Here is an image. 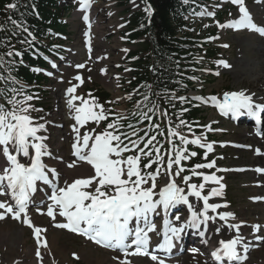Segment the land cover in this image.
Returning <instances> with one entry per match:
<instances>
[{"label":"snow or ice","instance_id":"6c2138e0","mask_svg":"<svg viewBox=\"0 0 264 264\" xmlns=\"http://www.w3.org/2000/svg\"><path fill=\"white\" fill-rule=\"evenodd\" d=\"M188 2L189 0H184V3ZM231 3L239 6V18L225 24L217 22L220 28L250 29L264 35V27L258 26L253 21L244 0H231ZM91 4L92 0H79L80 9L85 13L83 16L85 22L89 21L87 12L91 8ZM16 7L15 3L6 5L7 9ZM145 11L151 15L150 6L145 8ZM195 14L199 16L215 15L214 12L207 11L203 6H201V11ZM11 22L21 31L28 32L27 27L17 21L12 20ZM16 34L13 33V35ZM28 35L32 34L28 32ZM88 35L86 32L85 36L88 37ZM21 43L31 44V41L25 39ZM227 46L224 45V47ZM6 55L18 57L22 53L9 50ZM176 63L178 70L179 62ZM217 63L228 67L225 61ZM5 64L10 70L14 67L15 60L6 61L4 55L0 54V66ZM76 67L84 68L85 65L78 64ZM37 70L39 71V69ZM102 71L104 70L102 69ZM48 75H52V73L49 72ZM75 79L83 83L81 76L77 75ZM0 80L5 81L6 84L19 85V87L14 86L10 89H0V97H3L9 106L6 107L5 103H0V157L4 160V164L0 165V196L9 197L8 200H0V220L11 215L13 219L22 220L24 224L33 228V234L38 244L36 250L38 260H43L40 247L47 248V241L41 235L46 229L34 225L28 215L30 196L36 191L38 181L51 186L49 199L52 203L48 205L46 214L53 220L57 215L64 218V222L56 223L55 226L82 234L98 245L120 250L125 259L120 260L119 257H116L119 264H130V261L127 260L129 255L148 256L156 264H166L164 258L156 255V250L171 252L174 247L173 241L180 239L185 227L198 229L203 225L206 229L209 221L214 222L217 216L229 230L234 229L236 235L227 240H219V246L211 252V256L221 264L225 259L229 264L247 259L249 245L244 243V237L240 235L243 222L228 223L229 218L234 219V214L227 211L219 212L216 216L209 215V210L215 213L217 209L227 207L226 204L209 203L212 197L223 195L224 185L220 183L222 178L215 173L205 174L197 169H212L216 166V161L195 164L191 169H186L182 161L196 157L197 152H189L186 147H177L175 138L179 139L181 145L193 144L204 149V159H207L208 154L213 152V143L206 142L203 135L195 136L193 134V138L188 139L171 127L169 119L165 139L171 147L166 151V154L162 155L163 145L160 144L157 147L159 144L157 136L150 135V132L160 129L159 124L152 123L153 117L157 114L160 117H168L169 113L167 109H161L160 105L155 102L151 107H148L149 95H143V100L138 102V106L142 104L143 108H147V111L142 110L137 113L141 122H149L147 128L135 129L131 133L121 132L119 121L124 118L122 116L108 123L103 131L94 135L87 132L81 134L79 127L73 126L77 134V142L73 145L74 155L80 161L90 165L94 172L90 176L76 178L71 183L65 180L64 186L60 187L57 183L59 173L55 169H48L42 161V157L50 155V153L47 151L46 144L43 143L46 137L38 135L42 129H45V124L37 122L31 115V112L42 111L36 109L31 103L37 97L28 94L25 91L26 86L10 73L7 77L0 74ZM76 87L77 85H73L67 89L70 97L67 103L76 112L77 124L83 126L92 121L99 125L101 121L108 120V115L105 114L102 104L97 103L95 99L89 101L74 95ZM147 87L151 88V85H147ZM165 95L168 94L165 93ZM253 96L254 94H246L242 90L225 92L222 98L213 95L206 98L193 97L192 99L200 100L205 104L211 103L218 108L222 115L229 113L234 117L247 115L254 118L259 125L262 114H264V102L257 103ZM177 99L182 103L189 100L185 96L176 97L174 93L168 96L169 102ZM76 100L80 101L79 105L74 104ZM182 111H187V109ZM180 126H187L191 131V126L187 125L184 120H180L176 127ZM128 127L134 128L131 124ZM204 127L209 131L213 130L211 125ZM141 131L144 133L143 136L139 135ZM158 135L164 136V132L159 131ZM257 135L264 136V132L258 128ZM133 136L137 138L132 139ZM141 144L143 147H140ZM255 151L258 155H264L259 148ZM129 152L135 154L125 157L124 154ZM23 158H28V162H22ZM143 160H147V163H143ZM69 167H76V165L73 163ZM185 171L191 172V175H184L182 178L187 192L185 187L178 184L176 180ZM256 171L264 173V168H257ZM161 175L165 177V183L158 189L157 180ZM193 176L202 177L203 182L199 185L190 183ZM209 182L218 184L219 187L211 188L205 195L203 192ZM190 196L203 202L201 209L196 210L189 200ZM181 204L186 205L191 214L185 222L177 226L173 220L169 219L168 214L170 209ZM161 214H163V227L158 229L154 217L161 216ZM180 220L181 217L177 215L175 221ZM253 229L258 232L264 230V226L254 225ZM220 231V227L215 229L216 233H220ZM199 235L203 237L205 232L201 231ZM153 236L162 237V241L158 240L155 249L150 251ZM257 239H261V237H257ZM240 248L243 249V254H241ZM192 251L196 252L198 249H192ZM73 255L75 256V253Z\"/></svg>","mask_w":264,"mask_h":264},{"label":"rangeland","instance_id":"374dc122","mask_svg":"<svg viewBox=\"0 0 264 264\" xmlns=\"http://www.w3.org/2000/svg\"><path fill=\"white\" fill-rule=\"evenodd\" d=\"M115 1L117 0H99L98 3L100 2L99 6H104L106 3H113ZM249 4L253 9H256L257 11H261V13L260 12L258 13L260 16L262 15L263 10L257 4L261 5L263 8L264 0H249ZM131 6L133 10L143 9V5H141V3L137 1L133 2ZM124 9L125 7L121 5V3L119 2L116 5L106 10V12H109L108 13L109 16L107 14V16L105 17L107 20L106 19L104 20H106V23L108 22L112 23V26H113L112 28L106 29L107 38H109L105 42L107 47L113 46L116 42V40L114 42V39H118L120 37L116 33L117 31L123 32L127 30L128 13ZM225 12H229L230 15L234 14V12L230 11L228 8L225 9ZM68 21L70 23L69 29L73 31L72 38H71L72 42L74 43L80 42L79 35L83 29V26H82V23L78 19H75L73 15V11H71L70 16L68 17ZM120 21H121L120 24H122L123 26L119 28L120 27V24H119L118 28H115L116 27L115 25ZM223 36L225 37L224 40L227 43H229V48H226V49L224 48L225 51L224 49L219 50L218 57L227 58L230 64L231 63L234 64V67L229 70H225L224 66L220 64V66L218 65V68L220 69H217L216 59L208 60L212 65L215 64L214 68L217 73H220V77H217V78L211 77L212 79H209V76H215V75H208L207 76L208 80L207 78H202V80H206V82L202 81V84H198V86L203 89V93H205L206 96L216 95L218 97L220 94H223V92H225L226 90L258 89L257 87H255L254 85H251L250 83V81H252L256 76L251 77L250 80H247L245 75H243L238 80L236 78L237 77L236 75H238L240 71H246L248 68L252 67L250 65H247V62H250V63L253 62L256 52L253 50L250 51L249 49H247L246 52L240 51V45H239L240 39L239 38L241 37V35L240 36L237 34L232 35L228 33V34H224ZM99 37L101 38V33ZM247 42L248 41L244 42V44L248 48L251 49L252 47L248 46ZM256 42H257V44H255L256 46L260 44L259 41H256ZM126 48H131V47L126 45ZM118 53H121V52L116 51L115 53H113V55L119 56L117 55ZM121 56H123V53ZM257 64H258V61H257ZM131 73L132 72L129 69L128 71L125 72L126 82L123 83L124 85L125 84L127 85V82H128L127 80L131 78ZM91 76L92 78L90 80L88 79L90 81L88 83V86L92 84L95 88L99 87V84L103 82L101 80L100 75L96 73L95 75L91 74ZM54 84H56V81L53 79L50 82H47L44 87V89L46 90V93L44 96H42L43 102L40 104L44 106L45 108L44 114L48 111H52V109L55 108V103L50 104L54 102L53 100H55L56 96L59 95V92L57 93L54 91ZM262 84L263 82H261V85ZM126 85H125V88H126ZM262 89L264 90V88ZM118 92L119 94H121V90H118ZM112 96H114L113 93H112ZM126 96L130 97L131 93L128 91ZM129 107H130V104L127 107V104L123 102L122 105H119L117 108L126 109ZM203 117H204V120L202 121V123L204 125H211L213 122H217L214 128L217 130L216 134L219 136V143L221 145L220 147L222 148L220 152H223L224 149H227L225 153L226 155L224 156V159H226V165L227 166L246 165V166L251 167L252 166L251 160L255 158L252 151H249V152L237 151L228 146V143H230L231 141H235V142L236 141H239V142L246 141V140L248 141V135L252 134L251 131L244 130V133L241 136L238 135L236 131L232 132L230 129H232L233 125L230 122L225 123L222 120L216 119L217 118L216 114L212 110L205 111L203 113ZM241 127L243 128V126H239L236 128H241ZM205 129L207 128L205 127ZM223 130L225 132L224 134H221V131ZM63 132L64 131H60V130H46V136L48 137V142H49L48 144L54 147V150L56 152L55 154L61 153V152H58L59 150L62 151V146L60 145V143L61 141H65L66 139L65 136H62ZM68 144H69V140H68ZM68 152H69V148L67 145V151H64L65 155H67L66 153ZM61 166L62 165H60V167ZM224 178L226 180V183L229 184V188L227 190V199L231 201L232 207L238 211L240 220H245L242 222H246V223L247 222L254 223L253 219L259 215V212L262 211L261 210L262 207L259 204H254L251 202V200L255 197V194H256V192L253 190V186H254L253 172L248 171L242 174H235V173L226 174L224 175ZM201 182H203V180L202 181L199 180V183ZM248 207L257 209L256 212H253L252 217L248 214L249 213ZM38 219L40 221V224L43 227H47V226L49 227V232L48 234H46V236L50 237L52 235H55L58 238L57 246L55 249H53L57 264H89L87 260H90V259L81 257V253L83 252H88L89 255L93 257L99 256L100 258L105 255L104 250L97 247L96 245L89 243L88 241H85L84 239L75 237L73 235H69L65 231L56 230L55 228L51 226L52 221L39 218V217ZM4 226L13 227L16 229L21 228L22 231L24 232V238H25L24 246L26 248H34L35 245L31 238V232L29 230H27L26 228L24 229L22 225L13 221L11 217L9 216H7L5 219H3V221L0 222V227H4ZM247 230L251 232V227L247 226ZM49 253L51 252L49 251L48 254ZM74 253H75V256L73 255ZM58 254H59V257H58ZM107 254L109 255V252H107ZM32 256L33 255H31L30 257ZM261 259L262 257L260 254H258V252H253L251 253V256L246 264H262ZM177 261H179L180 263H184V264H208L206 262V257L203 254H198L194 256L190 252L178 258ZM144 262H146V260H144ZM93 264H102V263L94 261ZM109 264H118V263H115L114 259H109Z\"/></svg>","mask_w":264,"mask_h":264},{"label":"trees","instance_id":"16d2710c","mask_svg":"<svg viewBox=\"0 0 264 264\" xmlns=\"http://www.w3.org/2000/svg\"><path fill=\"white\" fill-rule=\"evenodd\" d=\"M147 1L153 6V13L149 16L146 13H135L132 19L137 26L132 37L151 36L152 38L146 40L143 47L135 52L143 56L137 63L139 69L134 84H142L143 95L150 96L148 107H151L153 102H160L169 109L172 118L186 119L187 121L197 119L199 112L197 108L192 105H183L178 100L169 102L168 96L174 93L177 97L180 92L186 90L181 84L183 80H186L183 76L186 74L182 72V69L186 67L183 61L187 60L188 49L183 46L184 36H177L186 25L184 15L193 7H200L207 0H194V2L189 0L188 3H184V0ZM9 3H15L17 7L7 9L6 5ZM53 5L54 0H0V54L7 58V51L22 49L27 44L21 43V41L28 39V35L12 24V19L21 23L26 21L30 28L39 35H47L48 27L64 30V26L57 21V15L50 10ZM34 8L39 9L42 19H38L34 15ZM13 33L17 34L13 35ZM24 55L25 58H28L26 53ZM8 58L18 59V57ZM177 61L179 62L178 70ZM3 66H0V74L7 77L8 71L2 70ZM11 69L13 73L29 81L38 79L28 68L23 66H14ZM4 85L12 84H6L5 81L0 80V86ZM147 85H151V88H148ZM165 93L168 95L166 96ZM186 107L188 110L182 111ZM181 129H185L184 126H181Z\"/></svg>","mask_w":264,"mask_h":264},{"label":"bare ground","instance_id":"6f19581e","mask_svg":"<svg viewBox=\"0 0 264 264\" xmlns=\"http://www.w3.org/2000/svg\"><path fill=\"white\" fill-rule=\"evenodd\" d=\"M96 14H97V22H96V27L97 30H100V32H103V30L105 31V29L108 27H111V24H107L106 25V21H104V17L103 15L99 12V8L96 9ZM262 22H264V16L261 17L260 19ZM120 23V22H119ZM117 25V24H116ZM106 34L105 32L102 33L101 38L104 37ZM237 35H241L240 39V51L241 52H246L247 49H249L250 51H255L256 55L255 58L253 60V62H247V65H250L252 67L248 68L246 71H240L238 75H236L237 80L240 79L243 75L246 76L247 80H250L251 77L256 76L252 81H250L251 85H254L255 87H257L258 92L257 94H255L253 96V99H255V101L257 103H261L264 102V90L262 88H264V40L261 37H258L256 34L254 33H249L247 31L241 32ZM250 42L251 45L257 44L256 41H259L260 44H258L257 46H252V48H248L244 42ZM120 43L119 41L116 43L115 46L112 47V50H119L120 49ZM30 48V47H29ZM258 61V64H257ZM230 68L234 67V64H229ZM68 71V70H67ZM67 71H64V76L62 79L65 78ZM258 75V76H257ZM104 81V80H103ZM261 82H263V84L261 85ZM106 84V83H105ZM108 87H111V85L106 84ZM60 87V84H56L55 85V90ZM253 91H256V89H254ZM253 91H251L248 94H251ZM62 99H63V95L61 97H59L57 99V103H59V106L62 107ZM61 119L64 118V115H61L60 117ZM235 129V130H234ZM232 132L236 131V128L233 126L232 129H230ZM244 129H241L239 131H236L238 135L241 136V134L243 133ZM66 135L68 136V133H66ZM251 136H248V139L251 140L250 138ZM254 142L256 143L257 148H264V142H261V140H258L257 138H254ZM63 152L60 153V156H58V159L64 163L63 167L64 169L60 172V177L58 182V185L60 187H63L64 185V181L67 180L69 183H71L74 179L76 178H81V177H87L93 174V169L91 168L90 165H86L85 163L81 162L79 160L78 163H76V167H69V161H71L69 159V157L66 156V158L69 160H66L65 157L63 156ZM0 163L1 165H3V158L0 157ZM253 163L256 166H261L264 167V163L261 160V158L259 156H256L253 159ZM56 164V162H55ZM51 177V176H50ZM254 177H256V182L257 181H262L264 182V174H262L261 172H254ZM52 178V177H51ZM42 186L44 187V189H46L49 194L51 193V188H49L50 185H45L42 184ZM253 190L257 193L256 195L258 196H264V185L259 186L258 184L253 186ZM262 199H259L261 204L258 203L259 205H261L264 208V202H262ZM33 202H35V204H41L43 202V196L42 195H36ZM262 209V208H261ZM249 215L252 217L253 216V212H256L257 209H253V208H249ZM263 212H259V215L257 217H255L253 220L256 221L258 224L256 225H261L264 226V209H262ZM38 221V220H37ZM36 221V222H37ZM217 227H220L217 224H214L210 227V231L209 234H212V237L209 238V243L212 242V240H218L222 236L223 234H226V230H223L221 227V231L220 233H216L215 229ZM21 229V228H20ZM16 229L13 227H9V226H4V227H0V250L2 251V257H1V264H14L16 261H18V263L16 264H37V260L34 257V248H26L24 246V232L22 231V229ZM47 230V229H46ZM264 234V230H261V233L258 234H250L249 238H254L257 239V237H260V235ZM152 235V234H150ZM226 236V235H225ZM260 239H258L256 243L259 242ZM57 241L58 238L55 235H52L49 237V241H48V250L49 249H55L57 246ZM263 244V243H262ZM259 249V250H258ZM256 251L258 252V254L261 255L262 257V262H264V245L260 246ZM105 255L102 256L101 258L98 256H91L88 254V252H83L81 253V257L86 258V259H90L87 260L89 262V264H93L94 261L95 262H100L102 264H109V255L107 254L106 251ZM31 255H33L32 257H30ZM59 257V254H58ZM116 258L119 257L120 260L125 259L124 255H120V253H112L110 255V258ZM128 258V257H127ZM136 258V257H135ZM134 257H132V259H135ZM44 264H51L52 260L49 258L47 259V255L44 256ZM131 263V261H130ZM170 264H172V262L169 261ZM149 264H156V262L150 260ZM174 264H179V263H175Z\"/></svg>","mask_w":264,"mask_h":264}]
</instances>
